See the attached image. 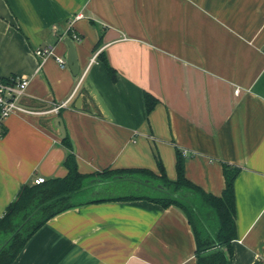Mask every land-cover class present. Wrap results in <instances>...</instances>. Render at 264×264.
<instances>
[{
  "label": "crops",
  "instance_id": "crops-1",
  "mask_svg": "<svg viewBox=\"0 0 264 264\" xmlns=\"http://www.w3.org/2000/svg\"><path fill=\"white\" fill-rule=\"evenodd\" d=\"M76 15L74 76L34 51L64 58ZM8 77L27 78L22 102L44 113L3 123L0 217L23 184L66 175L60 118L81 174H159L158 158L175 180L178 148L184 176L219 196L221 163L238 167L229 264H264V0H0V78ZM144 93L157 100L149 113ZM85 192L82 200H97L114 188L94 179ZM195 252L180 208L101 201L50 218L12 264H197Z\"/></svg>",
  "mask_w": 264,
  "mask_h": 264
},
{
  "label": "trees",
  "instance_id": "trees-1",
  "mask_svg": "<svg viewBox=\"0 0 264 264\" xmlns=\"http://www.w3.org/2000/svg\"><path fill=\"white\" fill-rule=\"evenodd\" d=\"M71 35L68 30L70 39ZM99 58L114 80V70L103 56ZM143 100L145 111L149 113L157 100L148 93H144ZM62 144L67 149L63 160L66 175L38 185L23 184L0 217V264H12L31 236L50 218L65 210L92 202L135 200L152 202L162 208L176 206L183 211L194 233L197 264L230 263L232 241L237 237L233 184L240 172L238 167L221 163L224 188L219 196H214L184 176L185 156L178 148L175 150L176 178L169 180L158 158L159 174L148 169H104L94 174H81L68 137L62 139ZM94 179L112 184L113 194L104 199L82 200L80 193Z\"/></svg>",
  "mask_w": 264,
  "mask_h": 264
},
{
  "label": "built area",
  "instance_id": "built-area-1",
  "mask_svg": "<svg viewBox=\"0 0 264 264\" xmlns=\"http://www.w3.org/2000/svg\"><path fill=\"white\" fill-rule=\"evenodd\" d=\"M81 17L82 15H76L69 22L68 30L71 31L72 41L79 40V36L72 32L71 25L75 20H78ZM34 54L39 58L54 56V59L58 63V65H61L62 67L66 66L64 58L53 55L51 47L37 48L35 49ZM96 56L97 53H95L91 57L90 62H92L96 58ZM28 82V79L24 77L0 78V134L4 121L11 115L44 113V111L28 108L26 105L23 104L22 100L26 96L25 92L28 86ZM235 93H237V91H235ZM66 103L67 101H64L62 103H55L52 105V108L49 111L57 112L58 109L64 107ZM44 181L45 179L43 177L38 176L33 179L32 183L38 185L43 183Z\"/></svg>",
  "mask_w": 264,
  "mask_h": 264
},
{
  "label": "water",
  "instance_id": "water-1",
  "mask_svg": "<svg viewBox=\"0 0 264 264\" xmlns=\"http://www.w3.org/2000/svg\"><path fill=\"white\" fill-rule=\"evenodd\" d=\"M64 43L67 47L66 50V55H65V62L66 66L71 72L72 75L76 76L79 71V66H78V60L76 57V52H75V47L73 41L69 37H65ZM80 102H81V95H79L76 99L75 107L77 109L80 108ZM57 123L60 125V133H61V138L63 139L65 137V132L64 128L61 123V119L57 118Z\"/></svg>",
  "mask_w": 264,
  "mask_h": 264
},
{
  "label": "rangeland",
  "instance_id": "rangeland-1",
  "mask_svg": "<svg viewBox=\"0 0 264 264\" xmlns=\"http://www.w3.org/2000/svg\"><path fill=\"white\" fill-rule=\"evenodd\" d=\"M88 196V194L85 192V193H83V192H81L80 193V195H79V197L81 198V199H83V197L85 198V197H87ZM102 196V193H99L98 195H97V197H101Z\"/></svg>",
  "mask_w": 264,
  "mask_h": 264
}]
</instances>
